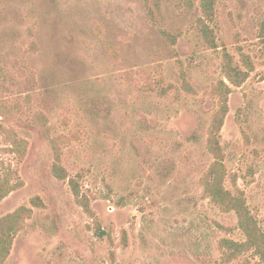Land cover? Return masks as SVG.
<instances>
[{"label":"rangeland","instance_id":"374dc122","mask_svg":"<svg viewBox=\"0 0 264 264\" xmlns=\"http://www.w3.org/2000/svg\"><path fill=\"white\" fill-rule=\"evenodd\" d=\"M200 3L0 0V174L22 183L0 218L42 202L5 264H262L250 252L226 260L219 242L244 237L200 180L213 162L211 88L225 54L243 69L240 51L254 70L228 96L224 186L264 232V0H214L216 49L198 34ZM36 111L51 136H76L61 166L89 212L53 175Z\"/></svg>","mask_w":264,"mask_h":264},{"label":"trees","instance_id":"16d2710c","mask_svg":"<svg viewBox=\"0 0 264 264\" xmlns=\"http://www.w3.org/2000/svg\"><path fill=\"white\" fill-rule=\"evenodd\" d=\"M200 9L202 15L196 22L198 34L209 48L216 49L213 31L209 26V23L214 21V0H201ZM159 32L161 36L167 39L172 45L176 43L175 36L166 31ZM263 34L264 29L261 31V37H263ZM239 54L241 56V66L243 69L239 66H233L230 56L225 54L221 66L224 78L218 80L211 88L210 94L216 99L217 108L212 114L211 123L208 128L206 149L212 156L213 162L209 165L201 178L200 184L203 187L204 194L209 198L211 203L224 213H234L237 219V229L244 237V240L241 242L228 239H222L219 242V248L224 252L226 260H233L244 253L250 252L264 264V232L258 226L256 219L251 215L246 205L243 192L236 190L235 193H232L224 186L226 168L223 163L220 133L229 111L228 96L232 92L231 87L239 88L254 70V66L251 61H249L248 57L243 55L240 51ZM181 79L182 88L189 92L192 91L183 73ZM224 80H226L229 85L226 84ZM30 123L40 130L43 137L46 138L50 144L54 158L52 164L53 175L59 180H68L69 188L73 196L79 202L80 206L86 212H89L87 204L80 196L77 178H69L67 171L61 166L62 146L69 145L76 136H66L64 134L51 136L47 117L41 111L33 113L30 118ZM16 145L17 143L15 146ZM21 184L22 183L19 182L13 184L8 174H0V202ZM30 205L31 208L21 206L14 212L0 218V264H5L10 255L14 238L24 229L25 222L32 217V208H40L42 202L38 197H35L30 200Z\"/></svg>","mask_w":264,"mask_h":264}]
</instances>
